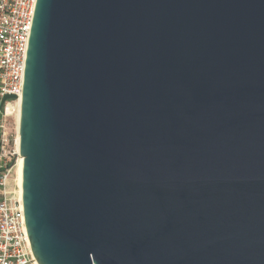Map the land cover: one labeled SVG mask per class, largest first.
Instances as JSON below:
<instances>
[{"label": "water", "instance_id": "water-1", "mask_svg": "<svg viewBox=\"0 0 264 264\" xmlns=\"http://www.w3.org/2000/svg\"><path fill=\"white\" fill-rule=\"evenodd\" d=\"M27 45L39 264H264V0H36Z\"/></svg>", "mask_w": 264, "mask_h": 264}, {"label": "built area", "instance_id": "built-area-1", "mask_svg": "<svg viewBox=\"0 0 264 264\" xmlns=\"http://www.w3.org/2000/svg\"><path fill=\"white\" fill-rule=\"evenodd\" d=\"M36 0H0V264H39L27 234L22 197L13 178L17 139L12 118L21 108L24 69ZM15 98L1 105L5 96ZM12 104V109L8 107ZM19 147V145H18Z\"/></svg>", "mask_w": 264, "mask_h": 264}, {"label": "rangeland", "instance_id": "rangeland-1", "mask_svg": "<svg viewBox=\"0 0 264 264\" xmlns=\"http://www.w3.org/2000/svg\"><path fill=\"white\" fill-rule=\"evenodd\" d=\"M18 127H19V122L16 119V116L14 118H12V124H11V128H10V134L13 140L18 139L19 137V133H18ZM19 157L20 155L14 154V156L12 157V161L15 164L14 170H13V178L16 179V183L18 184V177H17V170L19 167ZM17 189L19 190V186L17 187Z\"/></svg>", "mask_w": 264, "mask_h": 264}, {"label": "bare ground", "instance_id": "bare-ground-1", "mask_svg": "<svg viewBox=\"0 0 264 264\" xmlns=\"http://www.w3.org/2000/svg\"><path fill=\"white\" fill-rule=\"evenodd\" d=\"M18 104H20L21 105V98L20 99H18ZM21 107V106H20ZM12 109V104H10L9 105V107H8V110L10 111ZM21 109V108H20ZM20 109L17 111V113H16V119L18 120V122L20 121V119H19V117H20ZM17 148H18V145H19V137H18V139H17ZM23 158L20 156L19 157V161H18V163H19V167H18V170H17V177H18V186H19V190H18V192L20 193V196L22 197V190H21V187H22V181H23V177H22V167H23Z\"/></svg>", "mask_w": 264, "mask_h": 264}]
</instances>
